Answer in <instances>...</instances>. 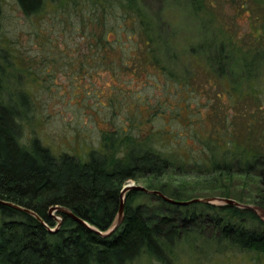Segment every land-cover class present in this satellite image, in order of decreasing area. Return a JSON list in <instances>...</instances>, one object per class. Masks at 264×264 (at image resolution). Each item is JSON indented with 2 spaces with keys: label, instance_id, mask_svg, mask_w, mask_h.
Returning a JSON list of instances; mask_svg holds the SVG:
<instances>
[{
  "label": "trees",
  "instance_id": "trees-1",
  "mask_svg": "<svg viewBox=\"0 0 264 264\" xmlns=\"http://www.w3.org/2000/svg\"><path fill=\"white\" fill-rule=\"evenodd\" d=\"M17 2L22 11L30 15L41 10L45 1ZM241 5L243 9L251 10L248 4ZM102 7L114 10L112 13L123 21L116 24V29L117 25L125 28L130 33L128 40L133 36L145 39L141 40L145 50L139 44L134 47L131 55L132 59L137 58L131 62L134 67L142 64L140 60L145 58L157 65L155 50L150 49L152 30L140 20L137 9L121 0ZM1 15L2 0L0 23ZM129 16L134 19L131 27L126 26ZM250 36L257 38L254 33ZM122 39H116L117 50L124 48ZM208 43L203 41L199 45L202 50L194 53L197 62L201 56L209 55V50L212 53L213 46ZM217 54L208 64L218 65L220 73H229L231 57L222 49ZM4 58L0 47V264H133L144 255L171 264L173 247L183 238H189L191 244L213 240L219 246L264 257V220L255 211L231 204L177 205L157 194L148 195L136 189L126 193L121 223L109 235L98 232H107L115 224L124 184L139 177L147 179L148 188L158 189L173 199L190 200L196 198L195 194H201L204 198H234L241 203L264 207V116L262 118L260 114L263 107H257L261 100L258 82L264 65V51L259 48L250 59L243 60L245 92L243 97L240 96L239 128L233 119H226L222 129L216 128L203 138V134L189 128L196 122L197 112L184 115L183 112L191 107L180 104L179 108L160 114L168 120L165 128L158 127L146 133L140 131L139 122L133 121L130 128L138 131L116 128L104 132L102 149L91 152L87 161L69 154L56 157L36 137L29 144L21 142L20 125L27 110H21L17 101L28 107V100L24 94L15 100L6 90ZM168 78L177 86V91L192 89L189 80L175 76ZM211 118L204 116L201 120ZM215 119L222 124L219 116L213 121ZM171 123H184L188 133L168 128L172 127ZM215 124L220 125L214 122V127ZM189 135L194 139L190 144ZM161 140L168 147L164 151L157 146ZM195 140L201 142L200 146H196ZM173 167L184 173L190 169L200 174L209 173L214 182L198 183L200 190L186 183L183 191L171 188L167 183L156 182L155 185L152 182L153 178H161ZM241 185L251 188L252 194L246 198L238 196L235 192L240 191ZM139 194L152 198L154 205L134 204ZM55 206L67 208L98 231L61 210L55 215L62 218V223L52 230L58 224L50 214V209ZM210 228L215 233L203 239L201 232Z\"/></svg>",
  "mask_w": 264,
  "mask_h": 264
},
{
  "label": "rangeland",
  "instance_id": "rangeland-1",
  "mask_svg": "<svg viewBox=\"0 0 264 264\" xmlns=\"http://www.w3.org/2000/svg\"><path fill=\"white\" fill-rule=\"evenodd\" d=\"M44 1L41 10L26 15L17 0H2L0 47L5 56L6 90L15 100L20 94L28 100V107L17 101L21 110H27L20 125L21 142L29 144L36 137L56 157L69 154L87 161L91 152L102 149L104 132L116 128L138 131L130 128L133 121L139 122L140 131L146 133L165 128L168 120L160 114L185 103L191 110H185L184 115L197 112L190 131L196 130L203 138L216 128L222 129L226 119H233L240 127V96L245 92L241 67L255 50L264 51V0H121L137 9L140 20L152 30L150 49L155 50L158 66L145 58L137 67L131 63L137 58L131 55L137 44L145 50L141 43L145 39L133 36L128 40L130 33L125 28L117 25L116 29V24L123 21L112 13L114 10L102 7L116 4V0H97V4L95 0ZM243 3L251 10L243 9ZM129 17L127 27L134 23ZM252 33L257 38L250 36ZM117 37L123 38L125 50H117ZM205 40L212 44V53L209 50V55L197 62L194 53L202 50L199 45ZM221 49L231 57L229 73H220L218 65L208 64ZM261 70V100L257 107H263V118L264 65ZM168 76L189 80L192 89L177 91ZM204 116L212 118L201 120ZM216 116L222 124L213 121ZM214 122L220 125L214 127ZM184 123H171L168 128L188 133ZM187 139L188 144L194 140L190 135ZM195 143L197 147L201 144L199 140ZM157 146L162 151L168 148L163 140ZM184 172L173 167L152 182L167 183L180 191L186 183L200 190L198 183L214 182L209 173L192 169ZM131 184L148 188L143 177L129 180L124 186ZM252 191L241 185L235 193L246 198ZM194 197L204 198L201 194ZM138 203L150 206L155 201L139 194L134 200ZM211 229L200 230V236L205 239L213 235ZM171 255V264H264V257L219 246L213 240L191 244L189 238H183ZM133 264L164 263L144 255Z\"/></svg>",
  "mask_w": 264,
  "mask_h": 264
},
{
  "label": "water",
  "instance_id": "water-1",
  "mask_svg": "<svg viewBox=\"0 0 264 264\" xmlns=\"http://www.w3.org/2000/svg\"><path fill=\"white\" fill-rule=\"evenodd\" d=\"M132 189H136L142 192H146V193H150V194H157L160 197H162L165 201L173 203V204H177V205H189L191 203H195V202H202V203H210V204H217V205H225V204H231V205H235L237 207L240 208H246V209H251L253 211H255L263 220H264V207L259 206V205H253V204H245V203H241L233 198H226V197H220V196H211V197H205V198H193L190 200H177V199H173L171 197H168L167 195H165L164 193H162L160 190H152L149 188H146L144 186L141 185H136V184H131V185H127L124 186L121 192V206H120V210L117 216V219L115 221V224L107 231V232H100L98 231L96 228L92 227L86 220L76 216L74 213H72V211L68 210L67 208L64 207H59V206H55L52 207L50 209V214L52 215V217H54L57 220V226L56 228H53L52 230L57 229L61 223H62V218L60 216H56L55 214H53V212H56L57 210H61L67 214H69L70 216H72L75 220L79 221L80 223L88 226L89 228H92L96 231H98L99 233L103 234V235H109L122 221L123 219V212H124V201L126 198V193L129 190Z\"/></svg>",
  "mask_w": 264,
  "mask_h": 264
}]
</instances>
